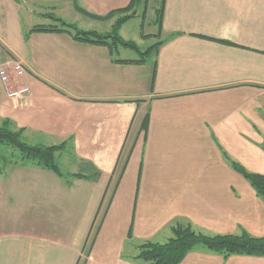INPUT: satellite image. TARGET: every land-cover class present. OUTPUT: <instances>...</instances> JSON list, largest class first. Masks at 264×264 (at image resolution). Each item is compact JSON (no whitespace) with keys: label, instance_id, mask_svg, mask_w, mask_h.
<instances>
[{"label":"crops","instance_id":"obj_1","mask_svg":"<svg viewBox=\"0 0 264 264\" xmlns=\"http://www.w3.org/2000/svg\"><path fill=\"white\" fill-rule=\"evenodd\" d=\"M130 1L78 4L105 16ZM83 16L109 30L115 21ZM130 21L120 30L125 40ZM14 32L15 42L0 36V63H21L31 93L10 100L0 86V124L11 120L32 145L73 139L70 174L92 179L68 185L0 157V264H144L134 259L137 243L166 242L178 222L206 235L264 237V201L222 155L264 175V0H166L154 87V66L120 63L138 59L105 46L67 33L25 40L20 22ZM181 264H264V257L224 259L199 247Z\"/></svg>","mask_w":264,"mask_h":264},{"label":"trees","instance_id":"obj_2","mask_svg":"<svg viewBox=\"0 0 264 264\" xmlns=\"http://www.w3.org/2000/svg\"><path fill=\"white\" fill-rule=\"evenodd\" d=\"M17 1L18 0H16V2ZM148 2L149 0H131L124 8L112 10L105 16H97L81 8L78 4V0H74L76 10L87 17L97 20H110L115 18L111 30L106 33H100L95 30H82L79 29L77 25L68 23L63 19H55L57 24L38 25L27 31L25 33V40H28L32 33H67L71 35L75 41L105 46L109 49L112 55L118 54L120 49H129L141 56H151L152 54L157 55L160 46L163 44L162 42H158L154 46L148 48L145 52H142L137 43L125 40L120 35V30L123 25L137 15V9L140 6H144L143 15L144 17L146 16ZM165 5L166 0H161V5L157 10L159 33L155 37L159 36L162 31ZM142 37L145 38L146 35H142ZM118 62L123 64H140L145 63V59L120 60ZM156 67L157 63L155 62L152 74V87H154ZM148 123L149 113L143 120L141 127L142 131H147ZM24 131V129H16L14 123L9 119L2 120L0 124V145L8 146L15 151H18V154L15 156L16 161L14 164H17L18 162H21L24 165L32 164L42 170L54 173L59 178L66 180L68 185L71 183L70 179H92L82 173L64 174L56 160L57 153L67 151L72 147L71 144L73 139H69L58 145H32L23 137ZM133 147L134 144L122 162L120 158L118 165H121V168L115 188L126 169ZM222 155L227 164L234 171L242 175L244 179L250 183L257 196L264 201V175L249 172L244 166L233 160L224 150H222ZM115 188L105 206L100 223L94 230L90 245L88 246V254L99 233L106 212L112 203ZM171 234V238L163 243L145 241L138 244L136 246L138 254L134 259L139 260L144 264H181L191 251L199 247H202L208 252L221 255L224 259L236 255L264 257V237H253L244 230L238 235H206L196 231L190 223L182 224L178 222L171 226ZM132 237V231H130L129 239H132Z\"/></svg>","mask_w":264,"mask_h":264},{"label":"rangeland","instance_id":"obj_3","mask_svg":"<svg viewBox=\"0 0 264 264\" xmlns=\"http://www.w3.org/2000/svg\"><path fill=\"white\" fill-rule=\"evenodd\" d=\"M160 5L161 0H149L146 16L144 17L143 15L144 6H140L137 9V15L131 19L124 29L126 38L131 41L132 39L136 40L142 52H145L159 41L158 37H155L153 33H156L159 28L157 10ZM55 19H63L68 23L77 25L82 30H95L101 33L110 31L108 23H93L77 13L74 0H18L17 2L16 0H0V36L4 35L3 40L6 43L11 40L15 42L14 31L19 22L24 31H29L38 25L57 24ZM142 35H146V37L140 39ZM2 52H4L3 48ZM115 56L123 59L135 58L139 60L143 58L145 63L151 67L155 63V54L141 56L129 49H126L123 53L121 51V55L115 54ZM17 154L18 151L13 148L0 145V157L5 158L7 161L15 162ZM74 158L75 156L68 151L56 154V160L64 174L76 171ZM140 243L138 242L137 244Z\"/></svg>","mask_w":264,"mask_h":264},{"label":"built area","instance_id":"obj_4","mask_svg":"<svg viewBox=\"0 0 264 264\" xmlns=\"http://www.w3.org/2000/svg\"><path fill=\"white\" fill-rule=\"evenodd\" d=\"M26 75L23 65L15 60L0 63V86L8 99L21 100L30 95V87L24 82Z\"/></svg>","mask_w":264,"mask_h":264}]
</instances>
